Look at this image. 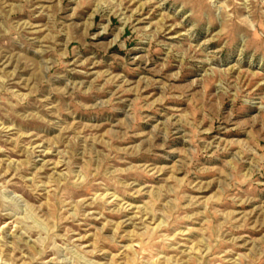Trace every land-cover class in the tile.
Instances as JSON below:
<instances>
[{"label": "rangeland", "instance_id": "1", "mask_svg": "<svg viewBox=\"0 0 264 264\" xmlns=\"http://www.w3.org/2000/svg\"><path fill=\"white\" fill-rule=\"evenodd\" d=\"M0 264H264V0H0Z\"/></svg>", "mask_w": 264, "mask_h": 264}]
</instances>
